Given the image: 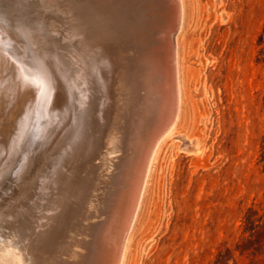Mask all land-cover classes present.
I'll use <instances>...</instances> for the list:
<instances>
[{"label":"bare ground","instance_id":"1","mask_svg":"<svg viewBox=\"0 0 264 264\" xmlns=\"http://www.w3.org/2000/svg\"><path fill=\"white\" fill-rule=\"evenodd\" d=\"M181 19V0H0V227L30 228L27 264H122L178 109ZM65 230L81 236L68 258Z\"/></svg>","mask_w":264,"mask_h":264},{"label":"rangeland","instance_id":"2","mask_svg":"<svg viewBox=\"0 0 264 264\" xmlns=\"http://www.w3.org/2000/svg\"><path fill=\"white\" fill-rule=\"evenodd\" d=\"M181 3L178 109L151 153L122 264H212L220 248H235L247 234L250 206L264 213V0ZM125 70L120 63L111 83H126ZM120 106L116 100L111 120ZM30 231L0 227V264H27ZM78 235L63 237L60 255L79 249Z\"/></svg>","mask_w":264,"mask_h":264},{"label":"trees","instance_id":"3","mask_svg":"<svg viewBox=\"0 0 264 264\" xmlns=\"http://www.w3.org/2000/svg\"><path fill=\"white\" fill-rule=\"evenodd\" d=\"M244 222V233L247 234L241 237L235 248L228 245L220 248L212 264H230V260L238 264L236 252L249 258L248 264H264V213L250 206Z\"/></svg>","mask_w":264,"mask_h":264},{"label":"water","instance_id":"4","mask_svg":"<svg viewBox=\"0 0 264 264\" xmlns=\"http://www.w3.org/2000/svg\"><path fill=\"white\" fill-rule=\"evenodd\" d=\"M136 2H137V0H136Z\"/></svg>","mask_w":264,"mask_h":264}]
</instances>
